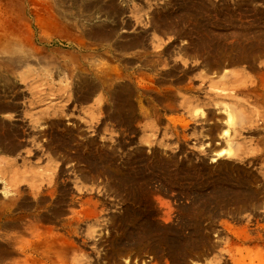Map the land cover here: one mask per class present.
<instances>
[{
	"label": "rangeland",
	"instance_id": "374dc122",
	"mask_svg": "<svg viewBox=\"0 0 264 264\" xmlns=\"http://www.w3.org/2000/svg\"><path fill=\"white\" fill-rule=\"evenodd\" d=\"M263 81L264 0H0V264L39 228L106 263L145 213L130 264H264Z\"/></svg>",
	"mask_w": 264,
	"mask_h": 264
},
{
	"label": "bare ground",
	"instance_id": "6f19581e",
	"mask_svg": "<svg viewBox=\"0 0 264 264\" xmlns=\"http://www.w3.org/2000/svg\"><path fill=\"white\" fill-rule=\"evenodd\" d=\"M227 76H226V78H227ZM223 77H225V75ZM222 83H224V82H222ZM263 88H264V86H263ZM196 110H197V113L200 111V110L198 111V109H196ZM222 110H224V112L227 116L225 121H226L228 126H227V128L225 127V129L223 128L221 131V135L226 140L225 141L226 145H225V148H223L220 151L213 154L214 157L212 158V160L214 162H217L220 158H223V157H230L231 158V157L235 156V153L237 150V149H234L232 141L234 139L233 138L234 135L235 134L237 135V132H235V128H236L238 121H239L238 120V114L232 107L227 106V105H224ZM199 114H200V117L205 116V112H203V111L200 112ZM41 124H40V126H41ZM0 139H2V138L0 137ZM4 142H5V144L7 142L5 136H4ZM7 145H9V144H7ZM7 145H5V147H7ZM208 207H210V206H208ZM165 215L167 217H171V212L168 211L165 213ZM187 215H189V214H187ZM149 216H150L149 213L148 214L145 213L144 215L136 214L133 217V220L131 221V222H135V223H131L129 225L127 224L126 220H124V221L120 220L119 224L117 222L116 223L117 227L124 225V226H127L128 229L126 227V229L122 233H118L117 237H115L111 241V244H110L111 253L109 252V254L107 255L108 262L103 263L101 260H99L97 262V264H130V262H132V261L131 260L129 261V259H131L138 251H141L144 249L156 248L160 243L159 241L161 240L162 232H163L164 236L170 235L171 230H168L169 228L168 229H162V232H159L160 227H158V225H156V224L154 226L152 224V222L149 220V219H151V217L149 218ZM162 218H164V217H162ZM40 230L41 229L39 228V230L37 231L39 240H38L37 246H35L36 251L32 256L33 258H30L32 264H82L80 261L70 262L69 260H63L60 255L65 254V256L70 257V254L73 252V249H72L73 246L65 244V243H61V242L59 243V242H57V240L53 241L52 238H49V237H42V232ZM168 232H169V234H168ZM44 234H48V233L46 232ZM55 239H57V238H55ZM59 239H61V238H58V240ZM167 240H169L170 242H174V243L176 242L175 238H169ZM65 241L67 242V240H65ZM173 248H175V247H173Z\"/></svg>",
	"mask_w": 264,
	"mask_h": 264
}]
</instances>
